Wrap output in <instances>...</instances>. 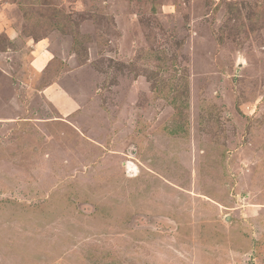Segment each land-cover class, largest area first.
I'll list each match as a JSON object with an SVG mask.
<instances>
[{"label": "rangeland", "instance_id": "rangeland-1", "mask_svg": "<svg viewBox=\"0 0 264 264\" xmlns=\"http://www.w3.org/2000/svg\"><path fill=\"white\" fill-rule=\"evenodd\" d=\"M0 264H264V0H0Z\"/></svg>", "mask_w": 264, "mask_h": 264}, {"label": "crops", "instance_id": "crops-1", "mask_svg": "<svg viewBox=\"0 0 264 264\" xmlns=\"http://www.w3.org/2000/svg\"><path fill=\"white\" fill-rule=\"evenodd\" d=\"M8 35V37L10 38V40L11 41H14V36L12 35L11 36V34H7ZM34 43H36L35 45L36 46H38V49H37V53H38V55H39V58H35L34 59V56H33V58H32V65H33V67L35 68L36 66L35 65H39V64H43L44 62H45V60L48 58V53H47V49H46V46L44 45V42H43V40H39L38 42H34ZM41 45V46H40ZM34 49V48H33ZM32 49V50H33ZM5 55H9V52H3ZM37 68V67H36ZM57 86V84L55 83V86H54V83H53V85H47V86H45V87H42V88H38V92L39 93H41V94H45L46 95V93L48 94L49 93V91H54V89L57 91V93L59 92H64L61 88H60V90H57L55 87ZM51 89H53V90H51ZM61 94H65V93H61ZM58 95V94H57ZM59 96V95H58ZM60 97H63V96H61L60 95ZM65 102H66V100H64ZM64 102V104L66 105V103ZM57 105L59 106V104L57 103ZM62 110H66V109H68V106H65V107H60ZM60 108H58L59 110H60Z\"/></svg>", "mask_w": 264, "mask_h": 264}, {"label": "trees", "instance_id": "trees-1", "mask_svg": "<svg viewBox=\"0 0 264 264\" xmlns=\"http://www.w3.org/2000/svg\"><path fill=\"white\" fill-rule=\"evenodd\" d=\"M7 39H8V38H7ZM38 41H39V40H35V42H38ZM7 42L9 43V42H10V40L8 39V40H7Z\"/></svg>", "mask_w": 264, "mask_h": 264}]
</instances>
